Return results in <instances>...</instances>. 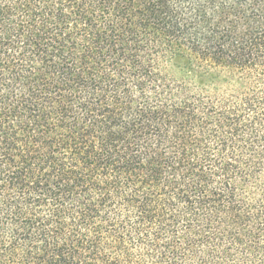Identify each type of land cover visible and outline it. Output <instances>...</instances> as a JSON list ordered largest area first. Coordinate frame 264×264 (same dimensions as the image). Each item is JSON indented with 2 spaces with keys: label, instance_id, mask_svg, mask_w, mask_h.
<instances>
[{
  "label": "trees",
  "instance_id": "1",
  "mask_svg": "<svg viewBox=\"0 0 264 264\" xmlns=\"http://www.w3.org/2000/svg\"><path fill=\"white\" fill-rule=\"evenodd\" d=\"M0 264H264V0H0Z\"/></svg>",
  "mask_w": 264,
  "mask_h": 264
}]
</instances>
